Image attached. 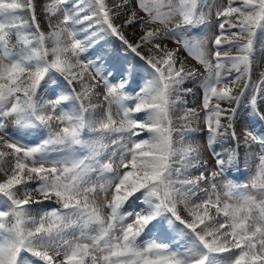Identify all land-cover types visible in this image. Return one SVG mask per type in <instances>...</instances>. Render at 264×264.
<instances>
[{"label":"snow or ice","instance_id":"obj_1","mask_svg":"<svg viewBox=\"0 0 264 264\" xmlns=\"http://www.w3.org/2000/svg\"><path fill=\"white\" fill-rule=\"evenodd\" d=\"M136 2L146 15L140 16L132 0H125L120 7L127 9V18L117 25L105 0L87 5L81 0L64 9L60 5L66 0H54L45 4V11L62 19L52 24L50 16L45 32L35 0H0V132L21 141L28 135L44 137L24 144L0 136V145L11 150H0V172L6 176L0 181L4 209L0 210V264H264V152L258 155L248 183L224 182L223 194L215 183L238 159L235 122L241 101L252 88L251 56L256 32L264 29V0H227V6L215 12L220 35L214 38L210 31L190 34L199 26L209 28L203 10L211 8L207 0ZM85 7L90 15H82ZM22 12H28L29 18ZM136 24L142 35L131 42L123 29ZM145 25L156 27L144 30ZM107 37L117 38L120 48L90 56ZM165 40L175 41L177 47L169 49ZM225 44L237 54L222 52ZM144 45H151L147 52L141 51ZM181 48L207 70L202 85L205 130L219 169L210 177L200 171L196 177L173 178L181 174L174 167L178 152L185 168L207 166L190 142L179 150L174 147V132L179 131L183 145L185 137L200 131L172 126L171 113L183 103L181 93L191 91L183 84L199 75L184 67ZM142 74L148 79L129 92ZM86 76L103 82L108 102L104 119L95 117L98 106L91 98L97 85L87 83ZM48 84L53 98L45 100L40 90ZM262 90L264 73L249 101L264 121L257 105ZM213 97L216 103L210 104ZM220 102L229 106L221 107ZM113 104L119 122L113 118ZM141 113L143 119L137 116ZM195 115V110H188L185 118ZM6 121L13 123L11 130ZM142 133L147 139L139 138ZM242 135L248 151L253 144L264 149V132L245 127ZM229 137L237 146L215 151L214 145ZM106 138L116 148L105 157ZM54 153L59 155L53 158ZM6 157L14 158L10 174L3 167ZM92 174L101 181L98 185ZM209 181V189L200 188L201 182ZM110 190L105 217L95 196ZM131 199L141 207L124 213ZM45 202L60 207L37 219L31 214L32 205ZM153 230L178 234L186 242L138 243L142 233Z\"/></svg>","mask_w":264,"mask_h":264},{"label":"rangeland","instance_id":"obj_2","mask_svg":"<svg viewBox=\"0 0 264 264\" xmlns=\"http://www.w3.org/2000/svg\"><path fill=\"white\" fill-rule=\"evenodd\" d=\"M134 2H135V6L137 7V10L140 11L141 14H143V16L146 15L145 13H143L142 10L138 9V5H137L136 0H134ZM207 3H208V5L211 6V8L209 9L208 7H205L203 10L206 13V19L208 21H210L209 28H205V26H199L198 28H194L190 34L200 35L206 31H210L213 38H214L215 35H220L219 21L216 18L215 12L217 9H222L223 7H226L227 6V0H207ZM44 6H45L44 3L42 5H39L37 12L41 13L44 16H51L50 13H46ZM61 8L64 9V8H68V7L63 6ZM36 9H37V7H36ZM37 12H36V16H37ZM25 13H28V12H25ZM25 13L22 12V13H20V15L25 17ZM90 14H91V12L88 11L87 8H85V11L82 13V15H90ZM28 15H29V13H28ZM61 19H62V16H61ZM84 27H86V24L84 25ZM149 27H156V25H149ZM225 27L227 28V24L225 25ZM233 31H235V29H233ZM229 34L230 33H227V32L225 33V35H229ZM259 36L264 38V29H258L256 32V35L254 37L253 54L256 53V51L259 49V47L264 46V42H262L263 39H259ZM106 39H105V41H106ZM221 39L223 40L224 37L222 36ZM105 41L101 42L97 47H95V49L92 50L89 53V55L95 56V55L99 54L104 49H107L109 51H114L113 48L107 47L108 45ZM166 41H169V42L173 43L174 46H177L175 41H173V40H166ZM132 42H136V41L134 40ZM120 46H121V42L120 41L116 42V45H115L116 49L120 48ZM144 46H146V45H144ZM144 46H142V48ZM49 47H51L50 42H49ZM211 47L213 48V51H214L215 50L214 44L211 45ZM221 51L222 52H228L229 55H236L237 54L236 49L234 47L230 48L226 44L222 45ZM180 52L184 55L185 59H187L189 62L190 61L192 62V66L194 65V69H198V73H199L198 76H196L194 78L187 79L188 82L191 81L192 84H186L185 85L186 88L189 87L190 85H193L194 87H196V89L198 91V93L193 97L198 103V105H197V107H198L197 114L198 115L189 116L187 118H189V119L190 118H192V119L196 118V119H201L204 121L205 116H206V112L203 108V87H202V85H203L204 77L207 76V70L205 69V67L202 64H200L198 61H196L192 56L188 55V53L186 51H184L182 48L180 49ZM253 54L251 56L252 68H253V62L255 60ZM129 59H131V57H129ZM211 59H212L213 63L216 62L214 56L211 57ZM225 63H227V62H225ZM89 71H91V69ZM261 73L262 72L255 73V74L251 73L252 88H250L246 92L245 97L242 99L241 104L239 106V109L237 112V117H236V122H235V131H236L237 124H238L237 122L239 120L245 118L248 113L253 112L252 108L250 107L249 101L251 99V96L254 94L253 89L259 83V81L261 79ZM222 75H226V73L222 72ZM117 79L118 78L114 79L112 82L115 83L117 81ZM147 79H148V77H147ZM86 82L89 84L95 83L97 85L96 94L92 96L91 102L98 106L97 109L95 110V117L97 119H104L106 117L108 102L104 99L105 89L103 87V82L100 81L99 79L93 81L90 77H87V76H86ZM140 86L141 85H133L131 83L130 87L128 88V91L133 92L134 90H138V88ZM51 87H52V85L48 84L40 90V95L43 96V98L45 100H49V99L53 98L51 92L49 91V89ZM77 90H79V88ZM45 93H47V94H45ZM261 94H264V90H262L258 95L257 105H258L259 112L261 114H263L264 108L262 107V105H264V103H262L261 105L259 103V97L261 96ZM186 98L190 99V97H186ZM86 103H87V101H86ZM213 103H216V100L214 97L211 98V100H210V104H213ZM220 103H221V107H227L226 102H220ZM69 106L70 105L65 104V107H69ZM111 111L113 113V118L116 119L117 122H119L120 116L116 115L117 107L115 104L112 105ZM172 113H171V119L173 118ZM185 113L186 112H182L177 117L180 120H185V119H187V118H185ZM58 114L59 113L57 112V115ZM137 116L140 119L144 118L143 113L137 114ZM258 122L261 124V129H260V131H257V130L256 131L257 132H264V121H261L258 119ZM6 124L10 130L14 127V125L11 121H6ZM53 127L57 128V126L55 124L53 125ZM173 127L175 128V126H173ZM57 130H58V128H57ZM43 131H44V134H46V130H43ZM178 135L180 136L178 131L173 133V137L178 136ZM200 135H201L200 136L201 140L204 142L205 147L209 152L210 160H204V161H207V166L204 168H185L179 162V152H178L177 157H176L177 162L174 165V167L180 168L181 172L192 171L191 175L184 173L182 176V180L185 178H189L190 176H192V177L199 176L200 171H203L204 175L206 177H210L211 173L213 171H219V169L215 165V157L213 155V149L208 147L206 136L202 133H200ZM0 136H3L5 139H8L10 143L11 142H20V143H24V144L38 143L40 139L44 138L43 135H39V136L28 135L21 141L19 139V137H9V136L5 135V133H3V132H0ZM85 138H88L87 133L85 134ZM139 138L140 139H147V134L142 133V134H140ZM228 140L233 145L236 143V141L232 140L230 137L228 138ZM104 143L108 145V148L106 150H104V156L106 157L114 148H116V146L112 145L111 140L108 138L105 139ZM174 147L178 150L181 148L180 146H178V145L176 146L175 144H174ZM214 148H215V151H217L216 145H214ZM0 150L11 151L10 149L3 147L2 145H0ZM261 152H264V149H261L258 144H253L251 146V151H248L243 145V138H240V147L238 149V159L233 163L232 166L229 167L228 171L224 175L217 177V179L215 181V183L217 184V190L221 194H223L225 189L223 188L222 185L224 182H227L229 180L234 182V183H248L250 178L254 175V173L256 171V166L258 164V155ZM81 154L82 155L86 154V152L82 151ZM58 155H59L58 153H54L53 158H55ZM247 163L249 164V166ZM46 166H48V165H46ZM3 167H4L5 171H7V173L10 174L12 167H14V158L6 157L4 160V163H3ZM175 177H176V175L174 174L173 178L175 179ZM5 178H6L5 173L0 172V181H2ZM91 180L93 182L97 183V185L101 182L100 180L97 179V174H92ZM210 184H211V181H209L207 183L201 182L200 188L201 189H209ZM177 186H179V185H177ZM30 187H35V184H31ZM111 194H112V191L110 190L108 193L97 192V194L95 196V202H96V204H98L102 207V211H103V214L105 217L108 216L110 210L107 207H104V205L106 203V199L110 200ZM137 204H139V202L137 200L131 199L130 202L128 204H126V206L122 209V211L124 213L137 211L141 207V206L137 207ZM59 207H60V205L57 203H54V202H45L44 204L39 205V206H33L32 205L31 214L33 216H35L37 219H39V216L42 215L44 212L50 211L54 208H59ZM0 210H4V209L2 207H0ZM210 212H211V214H214V209L210 210ZM133 219H134V217H131L128 219L127 222L131 223ZM69 235H72V233H69ZM149 240H157L158 242L170 243V244H173L174 246L176 245L177 242L179 244H184L186 242L178 234L165 235V234H162L156 230H153V231H147L145 233H142L141 236L138 238V243L143 245L144 242L149 241Z\"/></svg>","mask_w":264,"mask_h":264},{"label":"bare ground","instance_id":"obj_3","mask_svg":"<svg viewBox=\"0 0 264 264\" xmlns=\"http://www.w3.org/2000/svg\"><path fill=\"white\" fill-rule=\"evenodd\" d=\"M54 0H35V4H36V12L38 10L39 5L44 4H48V3H53ZM81 2V0H66V4H61L60 7H68L71 8L73 7V5L75 4H79ZM85 5H87L88 3L91 2V0H84ZM105 3L107 5V7L109 9H111V14L114 17V23L117 25H121L124 23L125 19L127 18V16L125 15V12L127 11L126 8L124 7H120L121 5H124L125 0H105ZM63 5V6H62ZM132 5L133 8L137 10V7L135 6V2L134 0H132ZM87 8V7H85ZM62 9V8H61ZM138 11V10H137ZM25 13V12H23ZM138 14L140 16H143V14H141L140 11H138ZM30 15V14H29ZM28 13H25V17L24 18H29ZM49 17L50 16H44L41 13L37 12V19L41 25V29H43L45 32L49 31ZM61 20V16H51V23L52 24H56ZM144 30H147V28L149 27V25H145L143 26ZM125 35L127 36V38L131 41H137L139 39V37L142 35L141 32V26L136 24V25H132L130 27H126L123 29ZM259 39H263L262 42H264V38L259 36ZM119 40L115 37H108L106 39V43H107V47H111L114 50L116 49L115 45L116 42H118ZM131 41V42H132ZM159 42V41H157ZM163 43L169 48H176L177 46H174L173 43L169 42V41H163ZM151 47V45H146L143 48H141V51L143 52H147L148 48ZM255 60L253 62V68H252V74L255 73H259V72H264V46L259 47V49L256 51V53L253 54ZM179 58L181 61H183V65L186 69L191 70L194 69V65L192 66V62L188 61L187 59H185L184 55L179 51ZM176 68L180 67V64L177 63L175 65ZM198 72V69H195ZM147 79V76H144L143 74L141 76H138L133 82V85H142L144 83V81ZM252 82V81H251ZM186 84H192L191 81L188 82V80L185 81V83L183 84V89H190V92H184L181 93V98L183 100V103H177L174 110L172 111L173 113V118H172V126H175V128L177 130L183 129L185 127H191V128H195L198 129L200 131H198L195 134H192L190 136L185 137L184 139V143L182 145L181 143V137L178 136H174L173 140H174V144L177 146H186L189 142L194 146V147H198L199 149V157L201 161L204 160H210V156H209V152L205 147L204 142L201 140L200 138V133L204 134L206 136L207 139V132H206V121L201 120V119H196V118H187L185 120H180L177 116L179 114H181L182 112H187L188 110H195V112L197 113L198 111V103L197 101L193 98L197 93V89L196 87H194L193 85H190L189 87H185ZM186 97H190V99H187ZM173 99H175V97H173ZM259 103L260 105L262 103H264V94H261V96L259 97ZM229 105L227 104V107ZM262 107L264 108V105H262ZM245 109V108H244ZM264 114V113H263ZM224 122V121H222ZM237 128H236V133L237 136H239L240 138H243L242 132L243 129L245 127H250V128H254L257 131H260L261 129V124L258 122V117L254 114V112H250L246 115L245 118L239 120L237 122ZM179 132V131H178ZM237 146V142L233 145L230 143V141L227 139H225L224 141H220L217 142L216 144V150L217 152L219 151H223L225 149H232L235 148ZM248 164V163H247ZM249 166V164H248ZM184 173H187L188 175L192 174V171H188V172H181V174L177 177H175V179H180L182 180V176ZM192 177V176H190ZM33 206H39V205H33ZM140 203L137 204V207H140ZM180 211L182 215H186L183 211V205H180Z\"/></svg>","mask_w":264,"mask_h":264}]
</instances>
